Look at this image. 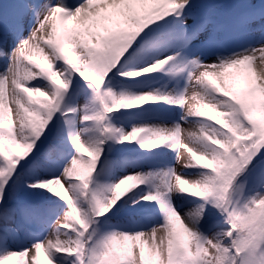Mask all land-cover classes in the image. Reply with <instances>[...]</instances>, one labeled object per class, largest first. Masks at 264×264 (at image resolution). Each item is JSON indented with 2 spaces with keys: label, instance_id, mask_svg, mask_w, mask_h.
Returning <instances> with one entry per match:
<instances>
[{
  "label": "snow or ice",
  "instance_id": "obj_1",
  "mask_svg": "<svg viewBox=\"0 0 264 264\" xmlns=\"http://www.w3.org/2000/svg\"><path fill=\"white\" fill-rule=\"evenodd\" d=\"M9 262L264 264V0H0Z\"/></svg>",
  "mask_w": 264,
  "mask_h": 264
},
{
  "label": "rangeland",
  "instance_id": "obj_2",
  "mask_svg": "<svg viewBox=\"0 0 264 264\" xmlns=\"http://www.w3.org/2000/svg\"><path fill=\"white\" fill-rule=\"evenodd\" d=\"M175 166H176V168H177L178 171L182 168V165L181 164H176ZM9 264H12V262H9Z\"/></svg>",
  "mask_w": 264,
  "mask_h": 264
}]
</instances>
